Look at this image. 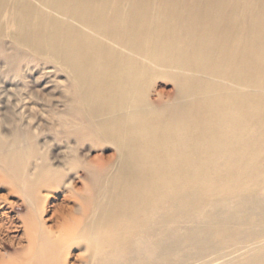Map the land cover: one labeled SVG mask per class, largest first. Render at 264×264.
<instances>
[{
  "label": "bare ground",
  "instance_id": "6f19581e",
  "mask_svg": "<svg viewBox=\"0 0 264 264\" xmlns=\"http://www.w3.org/2000/svg\"><path fill=\"white\" fill-rule=\"evenodd\" d=\"M23 61L65 78V150L0 137L14 264H264V0H0V83Z\"/></svg>",
  "mask_w": 264,
  "mask_h": 264
},
{
  "label": "rangeland",
  "instance_id": "374dc122",
  "mask_svg": "<svg viewBox=\"0 0 264 264\" xmlns=\"http://www.w3.org/2000/svg\"><path fill=\"white\" fill-rule=\"evenodd\" d=\"M6 50L7 52L11 51L10 44L7 42ZM25 63L19 70L3 76L4 81L0 83V86L2 85L3 87H0V90L9 86L24 85L26 86L25 90L36 88V90L41 91L43 96L41 98H30L26 106L32 108L27 110V112H21V107H16L11 109L12 114L7 116L5 109H9V106L5 104L4 98L6 96L0 92V137L6 141H11L17 134L20 147L26 149L29 148L28 138H33L34 145L39 154L48 153L49 156L55 157L65 150V148L63 142H60V139H58L57 134L50 132L55 127L51 116L66 108L67 101L61 96L62 90H64L65 78L54 67L42 61L30 62L29 67H26ZM157 87L170 89L171 84L159 81ZM94 152H104L105 155H108L112 153V149L108 147L101 150L97 149ZM79 186L80 183H76V187ZM4 193V191L0 190V195ZM46 194L52 195L53 193ZM64 195H68V192L59 189L57 193L59 199H62ZM52 199H49V206L55 203V200ZM20 207L14 205L11 209H0L2 213L0 222L3 223L0 230V264H14L20 253L19 250L22 248L21 246L25 245V241L22 238L23 228L21 226V220L25 216V211ZM50 214L51 209L48 208L46 216L48 217ZM49 224L51 222H48ZM72 252L75 251L72 250Z\"/></svg>",
  "mask_w": 264,
  "mask_h": 264
}]
</instances>
